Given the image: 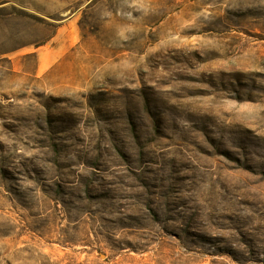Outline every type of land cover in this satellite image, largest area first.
<instances>
[{"label":"rangeland","instance_id":"1","mask_svg":"<svg viewBox=\"0 0 264 264\" xmlns=\"http://www.w3.org/2000/svg\"><path fill=\"white\" fill-rule=\"evenodd\" d=\"M5 218L0 264H264V0H0Z\"/></svg>","mask_w":264,"mask_h":264},{"label":"bare ground","instance_id":"2","mask_svg":"<svg viewBox=\"0 0 264 264\" xmlns=\"http://www.w3.org/2000/svg\"><path fill=\"white\" fill-rule=\"evenodd\" d=\"M41 213L42 212L40 210L35 209L34 210V218L29 223H27V226L29 227V229L36 230L37 233H40L41 235L45 236L50 241H54V240L58 241V237H59L58 234L61 232V230H59V228L57 227L56 222L52 221V220L50 222H48L46 225H43L45 223L44 222L45 218L43 216H41ZM12 229H13V224L11 222H9L8 218L0 220V232L7 231V230L11 231ZM16 238H14V240ZM78 238H77L78 239V243L80 245L81 244H87V242H88L87 239H84V237H82L81 234L79 235ZM72 240H73V238H72ZM13 245H14V243H13ZM13 245H11V249L13 248ZM41 251L42 250H41L40 243L38 244V242H35V244L30 246V247L28 246V247L22 249L19 252L16 251L17 253L14 252V250H11V254L15 253L16 255L20 256L21 258L24 259V262L26 264H38L40 260H43V258H45V257L41 256ZM92 264H93V261H92Z\"/></svg>","mask_w":264,"mask_h":264}]
</instances>
